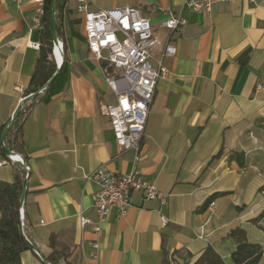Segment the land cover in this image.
<instances>
[{"label":"crops","instance_id":"1","mask_svg":"<svg viewBox=\"0 0 264 264\" xmlns=\"http://www.w3.org/2000/svg\"><path fill=\"white\" fill-rule=\"evenodd\" d=\"M186 1L90 5L140 9L160 42L154 63L167 44L177 48L176 55L163 57L168 75L158 81L138 161L166 201L134 192L128 213L112 209L98 234L96 185L86 176L101 165L130 172L134 152L116 142L106 115L116 96L103 63L88 47L77 0H67V60L19 134L31 170L24 213L46 260L53 234L72 264H162L164 250L175 264H198L208 247L232 264L236 242L230 233L237 227L264 250V217L258 219L264 211V0H215L210 13L195 12ZM34 13L32 0H0V127L25 97L39 57L41 27H34ZM169 14L186 21L181 30L161 26ZM246 51L249 58L242 63ZM1 159L0 180L12 182L19 162ZM212 195L214 205L203 208ZM81 216L90 222L82 226ZM178 249L189 256L175 255ZM21 257L23 264H51L33 249Z\"/></svg>","mask_w":264,"mask_h":264},{"label":"built area","instance_id":"2","mask_svg":"<svg viewBox=\"0 0 264 264\" xmlns=\"http://www.w3.org/2000/svg\"><path fill=\"white\" fill-rule=\"evenodd\" d=\"M14 1L22 3L24 0ZM32 1L35 5L34 27L39 28L46 13V0ZM92 1L77 0V12L83 18L90 51L95 59L108 66L105 69L106 82L116 101L107 105L106 115L116 142L122 151L134 152L130 172L119 173L101 165L86 176L96 185L92 198L97 214L95 232L99 234L112 209L116 208L121 216L128 213L134 192H141L147 199H157L162 203L166 201V196L138 168V161L141 158L140 142L158 81L168 75L163 57L176 55L177 48L167 44L161 58L154 63V50L160 42L152 21L137 8L91 10ZM214 1L187 0L186 5L195 12L210 13ZM185 23L180 16L169 14L161 21V26L171 31L181 30ZM4 163L0 157V166ZM213 205L214 202L210 204L211 207ZM21 219H24L23 213ZM80 220L82 226L90 222L84 216ZM94 247V258H98V241Z\"/></svg>","mask_w":264,"mask_h":264},{"label":"trees","instance_id":"3","mask_svg":"<svg viewBox=\"0 0 264 264\" xmlns=\"http://www.w3.org/2000/svg\"><path fill=\"white\" fill-rule=\"evenodd\" d=\"M66 4L67 0H57L56 4L55 24L58 37L62 43L64 38L63 11ZM50 7L51 0H46V13L41 25L39 57L25 96L40 90L56 71V62L53 55L54 43L50 25ZM248 58L249 51H246L240 57V61L246 63ZM66 60L67 56L65 55L64 64ZM103 66L105 69L108 68L107 64L104 62ZM46 90L22 105L5 140L7 149L23 154L26 161L27 156L24 154L23 142L21 141L19 134L29 113L34 106L42 100ZM7 125L8 124L6 123L0 127V156L8 159L1 147V138ZM13 168L14 179L12 182L0 180V264H23L21 257L22 253L25 250L32 249L29 241L33 242L30 235L31 222L26 212L24 213V219H21L20 202L27 171L20 163H14ZM214 198L215 196H210L203 204V208L208 209L210 204L214 202ZM263 217L264 211L258 219ZM258 219L254 220L257 224ZM230 235L236 242V248L231 255L232 264H259L264 254L262 245L259 242L249 240L245 229L242 227L234 228ZM58 237L59 235L53 234L50 238V247L52 251L47 257V261L51 264H72V262L68 260L69 254L65 252L64 248H61ZM163 253L162 264H175V257H170L169 253L165 250ZM174 254L177 256H183L184 254L189 256L190 253L189 251H186V249H178ZM197 263L227 264L221 255L212 247H208L205 250L197 260Z\"/></svg>","mask_w":264,"mask_h":264},{"label":"water","instance_id":"4","mask_svg":"<svg viewBox=\"0 0 264 264\" xmlns=\"http://www.w3.org/2000/svg\"><path fill=\"white\" fill-rule=\"evenodd\" d=\"M56 4H57V0H51V7H50V25H51V33H52V38H53V43H54V48H53V55H54V58H55V61H56V71L55 73L52 75V77L47 81V83L38 91L28 95V96H25L22 101L19 103L18 107L16 108L14 114L12 115L3 135H2V138H1V147L3 149V152L4 154L6 155V157H8L9 159H14V160H17L21 165H23V167L26 169L27 171V175H26V178H25V181H24V186H23V192H22V197H21V202H20V207H21V213L24 214V206H25V201H26V196H27V191H28V182H29V179H30V176H31V170L27 164V161L25 159V157L20 154V153H16V152H13V151H10L7 149L6 145H5V140H6V137L9 133V131L11 130L13 124H14V121L15 119L17 118L19 112H20V109L22 107V105L27 102L28 100L34 98V97H37L39 94L43 93L46 89H48L52 84L53 82L55 81V79L57 78V76L59 75L62 67H63V64H64V61H65V53H64V46H63V43L60 41L59 37H58V33H57V30H56V24H55V14H56ZM57 47H60L61 48V51H62V61L61 62H58L57 60V57H56V48ZM30 244H31V247L33 250L36 251V253L42 257V259L44 261L47 262V260L45 259V257L43 255H41V253L39 252L38 248L36 247V245L29 241Z\"/></svg>","mask_w":264,"mask_h":264},{"label":"bare ground","instance_id":"5","mask_svg":"<svg viewBox=\"0 0 264 264\" xmlns=\"http://www.w3.org/2000/svg\"><path fill=\"white\" fill-rule=\"evenodd\" d=\"M56 57H57L58 62L62 61V51L60 47L56 48Z\"/></svg>","mask_w":264,"mask_h":264}]
</instances>
